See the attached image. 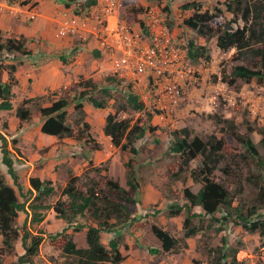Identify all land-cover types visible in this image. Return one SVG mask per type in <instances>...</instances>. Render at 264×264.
Returning <instances> with one entry per match:
<instances>
[{
  "label": "rangeland",
  "instance_id": "obj_1",
  "mask_svg": "<svg viewBox=\"0 0 264 264\" xmlns=\"http://www.w3.org/2000/svg\"><path fill=\"white\" fill-rule=\"evenodd\" d=\"M195 1L202 3V9H211L214 6H218L222 10L225 19L233 17V13L227 11L225 8V2H230V0ZM34 2L32 0H0V43L12 35L18 36L16 23L18 22L17 19L20 20V15L19 11H17L18 8H13L12 6L23 5L25 3L34 4ZM31 7L32 5L30 4L28 10ZM127 8L129 7L124 8L123 5L120 7V14L122 16H125L128 12L129 9ZM191 12L192 10L178 11V20L182 19L183 23L184 18L189 16ZM30 14L26 11L22 13L24 17H27L28 22L33 23L34 20L32 19L34 17L29 18ZM170 20L175 22L173 16L167 17L166 15L167 26L171 24ZM238 23L240 26L243 25V22L239 18ZM170 29H173V27L168 26V30ZM182 33L185 32L182 31ZM188 34L192 36L189 38H192L196 44L206 46L208 59L192 61L184 56L181 69L185 71V75L184 79L180 81L183 91L182 99L176 109L174 108L170 113L162 111L156 112L147 107L140 111L131 108H127L126 110L119 109V106L125 103L126 94L129 90L140 95L142 87L124 78H118L119 81L117 83L107 81L106 77L112 75L110 73V64L108 66V57L102 55L99 59H93L91 50L85 49V44L88 41L85 40L83 42L84 44L81 42L86 36L80 37L78 29L72 33L67 32L66 35H62V43L58 44V46L62 44L61 47L48 50L52 56L55 55L52 53L54 50L57 52L56 56L63 55L65 57L66 61L63 64L70 66V71L73 74H77L76 81L80 75L84 79L88 77L93 78L94 75L93 82H95L94 88L96 90L103 88L110 89L108 94L98 91H94L92 94L96 98L105 97L107 100L106 109L112 112L117 110L118 118H128L132 124L137 123L140 126L146 125L151 120L154 129H146L144 135L133 142L136 148H138L135 155L131 154L128 150H121L118 147L115 148L105 142L104 139H101L99 130L97 129L99 128L98 124L93 120L94 113H90L92 125H90L89 134L91 138L87 143L76 140V144H79L83 149L82 153L98 150L99 155L97 157L94 156V162H90V165L84 167L83 170L80 168L75 169L70 163H59L57 160H55L54 164L50 163L45 167L43 165L45 159H42L37 155L38 153L34 152L35 149L38 151V148H34L38 147L37 140L43 141L44 138L38 136L36 141H32L29 144L23 140L25 137H22V131L18 132L21 123L12 125L10 129L7 119L11 117V113L0 112V131L7 133L8 138L9 134L10 136L12 135L9 129L11 132H18V136L22 140L24 147L22 151L24 154L17 149V141L13 143L12 139L9 138L10 141L8 143L13 152L16 153V156L20 157L21 161H18L26 163L25 161L31 158L34 167L28 165L26 166L28 170L32 169L33 173L39 177H42V174H44L43 180H49L51 186L54 188L51 196H41L36 201H32L34 204H48L50 207L48 209H37V212L45 215L43 217L44 220H41L42 223L40 221L29 224L30 229L33 230V234L39 233V229L42 230L41 234L44 236V239L39 245L38 253L32 262L28 264H77V257L73 254L63 252L62 246L68 239H71L74 241L76 247H86L85 228L75 230L74 227L76 225L67 223L65 220L63 226L58 227V220L55 221L57 216L54 215L55 212L52 209V205L58 199L67 202L66 196L61 195V190L68 176L71 174L79 176L77 181L79 187H85L90 178L98 181L99 185L102 186L104 178L100 176H103V173L105 174V171H107V166L111 165L109 171L110 175L113 176L112 178L117 179L120 184H125V171L122 164L128 159L132 161L134 167L137 163L135 172L140 191L138 190L136 192V204L130 206V217L128 220L123 224H116V229H118L117 234L100 231V241L101 243L104 242L107 248H109L108 241L111 238L117 240L119 251L124 256L123 260L118 264H131L133 260L137 261L136 264H210L209 249L220 245L222 238L226 240V249L228 254H230L229 259L232 251L238 249L235 257L238 262L240 261V264H264V233L260 234L259 229L250 231L241 225H233L231 223L220 226V222L213 217L211 219L209 216H203L204 213H201L203 210L200 206L190 205V202L185 200L183 196L185 189L196 193L201 186L190 175L191 170H195L196 173L199 172L198 168H200L201 156H196L189 163L187 169H184L185 171H179L183 157L180 158L178 153L170 149V143L173 138L170 132L173 130H180L179 135L181 136L183 135L181 130L185 129L189 132L190 139L198 136L205 142L212 135L221 139L223 158L217 168L212 171L210 177L222 183L229 191L230 196L233 197L231 201L233 206H243L245 204L247 206H255L257 210L263 212L264 198L260 199L259 191H261L260 187L264 185V146L260 143L261 135L256 130L257 128H264V85L256 82L247 83L242 80H236L233 84L229 85L221 81L220 78V70L229 72L231 66L235 64L241 63L257 68L258 66L253 63L252 57L248 54L235 58V48L227 51L219 50L214 38L206 40L193 31ZM182 35H184L185 40L181 37L180 32L174 34L173 40L175 45L178 44L179 48L186 51L187 34ZM40 39L39 36L35 37V35L32 39H26L27 48L34 50V47H38V45L47 47L51 43L48 42V45L40 44ZM33 42L35 44L37 43V45L34 46ZM51 45L55 46L53 43ZM41 52L46 53L47 50H41ZM44 53L40 55L37 53L33 57L34 65H40L43 61H48L43 57ZM44 55L46 57L50 56L48 53ZM19 57L25 58V55L0 50V62L4 66H10V64L17 65L19 62L17 59ZM97 60L99 61L97 62ZM75 82L67 85L64 91H62L63 88L61 87L55 91L47 92L45 101L57 98L62 94H66L69 98L74 96L78 92L77 86H74ZM128 85H130V89L127 88ZM18 89L19 92L16 91V95L12 98L13 105L15 106L20 103L21 100L19 101V99L23 93L25 95L28 94L27 88L23 85H20ZM47 103L48 101L45 104ZM89 106L91 105L89 104ZM67 112L70 115H74L71 106L68 107ZM33 115L40 116L37 111ZM29 127L26 131H31L37 125L29 124ZM45 135L48 134H44L43 136ZM233 135L239 136V140L249 135L255 143L257 154L252 155L251 152L249 153L243 145V142L238 141ZM15 137L14 135L12 138ZM96 143H98V148L93 149ZM63 145L64 142L56 138L54 143L47 144L45 142L39 146V149H42L41 154L45 156L49 147L59 146L62 148ZM41 154L40 156H43ZM57 154H60V151ZM53 157L56 158L55 155ZM4 166L0 160V170L3 169V173L0 171V174L5 177L7 182L11 183L12 180L7 174L6 166L5 169ZM94 168H97L98 172ZM68 169L69 171L67 173ZM46 176L49 178L53 177L49 179ZM29 178L24 175L21 176L20 180L22 190L19 193V200L24 203L27 210L24 209V212L18 214L16 218L17 227L23 224L22 216L24 213H26L29 219L32 214L29 203L36 195V192L33 194L28 192ZM150 186L155 193L157 191V194H159L152 203L144 201L145 197L143 195V192L149 189ZM13 187L16 188L14 184ZM153 195L155 194H151V196ZM27 198L30 200L28 203L26 201ZM177 206H182L181 211L171 216L169 212ZM186 207H189L190 212L199 214V216L192 217L189 223L190 228H197L198 231L188 237L184 236L182 227ZM216 215H220V213L218 212ZM47 216L48 218L46 219ZM73 221L82 223L83 225L91 224L94 226L95 224L96 227L98 225L97 221L92 219L88 214L80 216L79 220ZM110 222L113 221L110 220ZM153 225L167 231L170 236L177 239V244L173 249L170 251L162 250L161 242L152 232ZM48 228L51 230L50 233L47 232ZM68 229L70 231H67ZM55 234L57 236L51 239L50 235ZM131 244L132 247H135L137 244L139 249L135 252L131 251ZM149 248L158 249V251L156 253H148ZM23 253L24 250L19 253L13 250L9 254H4L0 256V264H27L20 263L17 260V257ZM106 264L113 263L108 262Z\"/></svg>",
  "mask_w": 264,
  "mask_h": 264
},
{
  "label": "trees",
  "instance_id": "obj_2",
  "mask_svg": "<svg viewBox=\"0 0 264 264\" xmlns=\"http://www.w3.org/2000/svg\"><path fill=\"white\" fill-rule=\"evenodd\" d=\"M66 1L73 2L76 0ZM95 2L96 0H78L77 3H82L85 6L74 8V13L81 15V17L89 15L88 8L93 6ZM122 5L124 8L129 7L126 13L128 15L126 17L127 20H134L131 15L136 19V16L132 13H138L142 10L141 7L126 1ZM225 7L233 13L232 18L225 19L222 10L218 6H214L211 9H202V3L195 0L180 6L182 10H192L191 14L183 20L184 25L191 31L196 32L206 40L214 38L217 48L221 51L235 48V58L245 54L250 55L253 63L258 66L257 68L239 63L231 66L229 72L220 70L221 81L229 85L236 80H242L247 83L256 82L264 85V0H230V2H225ZM163 9L167 12L169 11L167 6ZM238 18L243 22L242 26L239 25ZM0 50L23 55L31 53V50L27 48L26 38L23 35H12L6 38L4 42L0 43ZM96 56H99V52H96ZM186 56L192 61L208 59L206 46L198 45L192 38H188L186 40ZM58 58L62 62L66 61L63 55L58 56ZM15 69V64L4 66L0 62V72L6 71L8 74L7 81H0V110L13 108L11 100L13 97L12 86L16 84L13 74ZM119 79L111 75L106 77V80L111 83H117ZM74 84L75 87L77 86L78 92L70 98L66 94H62L57 98L46 100L48 101L47 104H45L46 94L22 99L15 108V116L20 121H28L32 118L34 112L37 111L42 119L40 126L42 133L54 135L58 138L73 137L77 141L87 143L91 138L89 134L90 124L86 120L82 101L87 99L95 108H106V98H96L92 92L98 91L108 94L110 89L96 90L94 82L90 78L84 79L82 76H79V79ZM79 87L81 88L79 89ZM127 88L130 89V85ZM64 90L66 88L62 89V91ZM69 105H72L74 115H70L67 112L66 109ZM127 108L136 111L144 108L141 97L131 90L126 94L125 103L119 106V109L126 110ZM146 129H154L151 120L143 126L137 123L132 124L128 118H118L117 110L109 112L105 116L103 125V133L110 138L111 144L121 150H128L133 155L137 153L138 149L133 142L141 138ZM256 131L261 135L260 143L264 146V128H257ZM179 133L180 130L170 132L171 137H173L170 143L171 151L178 153L180 158L183 157L179 171L187 169L189 163L196 156H201L199 172L190 171L193 180L199 182L201 186L196 193L185 189L183 191L185 200L190 202V205L200 206L203 210L201 213H204L203 216H209L211 219L213 217L220 222V226L231 223L233 225H241L250 231L259 229L260 234L264 233V208L262 209L263 212H261L255 206H247L245 204L243 206H233L231 204L233 197L230 196L229 191L222 183L210 177L212 171L217 168L223 158L222 140L214 135L210 136L207 142L198 136L190 139L189 132L185 129L181 130L183 135L180 136ZM234 137L238 141L243 142L249 153L251 152L252 155L257 154L255 143L249 135L242 139L240 138L241 140H239V136L235 135ZM0 142L1 161L6 166L7 174L12 180L11 183L7 182L5 177L0 174V256L11 253L14 249V243L20 238L24 253L18 256L17 260L20 263L28 264L32 262L38 253L39 245L44 236L41 234L42 230L40 229L38 230L39 233H31L27 229L26 222H40L43 219V214L37 212V209H48L50 207L48 204H34L32 201H36L41 196H51L54 188L49 180H40L38 177H30L28 179V192L32 194L36 192V195L29 203L32 214L29 220L25 216L24 219H26L23 224L17 227L16 218L20 212H24V209H26L24 203L19 200V193L22 190L20 185L21 176L17 174L14 168L12 152L9 148L6 133L0 132ZM12 142L14 143L15 139H12ZM97 144H95L93 149L98 148ZM123 165L125 167L126 187H122L117 180L106 174L100 176L104 178L102 186L99 185L98 181L90 178L85 187H79L77 185L79 176L71 174L61 190V195L66 196L67 202L58 199L52 205L55 215L67 223H72L74 219L79 220L78 217L86 214L97 221V227L91 224L83 225L79 222L75 224V230L85 228L86 247H76L71 239H68L62 246L63 252L77 257V264H106L108 262L118 264L124 258L119 251L118 242L115 238H111L108 241L109 248L105 247L100 241V231L118 233L116 224H123L128 220L130 217V206L136 204L135 199L136 192L139 190V182L137 181L135 167L130 159L125 161ZM94 170L98 172L97 168H94ZM13 184L16 188L13 187ZM260 190L259 197L263 199L264 185L260 187ZM26 201L28 203L30 201L29 198ZM181 209L182 206H177L169 214L174 216ZM218 212L220 215H216ZM194 216H199V214L190 212L189 207H186L182 225L185 237L198 231L197 228L189 227L190 220ZM110 220L113 222H110ZM152 232L161 242V247L164 251H170L177 244L176 238L155 225L152 226ZM56 236L57 234L50 235L51 239ZM226 245V240L222 238L220 245L209 249L211 253H209L210 264H240V261L238 262L235 257L238 249L231 250L232 254L229 259L230 254H228ZM157 251L158 249L149 248L150 253H156Z\"/></svg>",
  "mask_w": 264,
  "mask_h": 264
},
{
  "label": "crops",
  "instance_id": "obj_3",
  "mask_svg": "<svg viewBox=\"0 0 264 264\" xmlns=\"http://www.w3.org/2000/svg\"><path fill=\"white\" fill-rule=\"evenodd\" d=\"M32 1L33 2L35 1L34 4L25 3L23 5H13L12 6L13 8H18L17 11H19L20 20H21L20 21L19 19H17V21H18L16 23V26H17L16 29H18L17 34L23 35L26 39H32L34 37V35H35V37L39 36V38H41L39 41L40 44H47L48 45V42H51L55 46L51 45V43H50V45L47 47H41V45L40 46L38 45V47H37L36 46L37 43L35 44L33 42L34 46H36V47H34V50H31V53L29 55L25 54V58L19 57V59H17L19 62L16 65V69L13 73L14 77L16 79V84L12 86V91H13V97L12 98H14L16 93L19 92L18 87L20 85H23L28 90V94H27L28 96L25 95V93H23L20 96L19 101L24 99V98H27V97L41 96L44 94L47 95V92L55 91L61 87L65 88L67 85H71L73 82L76 81L75 78H76L77 74H73L70 71V66L64 65L63 62L61 60H59L58 56H56L57 52H55L54 50L52 51V53L55 54L54 55L55 57H54V56L50 55V53L48 51L51 48L57 49V47H61L62 44L60 46H58V44L62 43L61 38H63V36L62 35L57 36L56 32H58L57 30H59L63 25L73 27V29H71V31H68V33H72L76 29H78L80 37L86 36L81 41L82 43L85 42V40L88 41L85 44V49L91 50V52L93 54V59H99L100 56L106 55L108 57V66L110 64L109 56L105 52L106 49L103 48L102 46H100L98 39H97V37L99 38V35H97V33L101 29V26L99 24L100 21L106 20L109 27H112L111 24H113L114 21H125L127 23L129 22L130 24H132L135 28L144 29L145 28L144 23L146 26L147 19H148V17L146 16V11L148 9H152L153 11H156L159 13V11L163 10L165 12V15L162 16L163 17L162 23L167 28H168V26L173 27V29L169 30V32L173 36L175 33L180 32L181 37H183V39H184V35H182V34H187V37H186L187 39L189 37H192L191 35L189 36V34H188L189 32H191V29H189L188 27H186L184 25V23H182V19L178 20L179 19L178 11H184L180 8V6L184 3L191 2L193 0H160V1H158V0H116V1H119L121 3L120 7L122 6V3L126 1L128 3H131L135 6H137V7L142 8V10L139 11L138 13H136V12L132 13L136 16V19H135V17L133 15H131L134 18V20H127L126 17L128 15L122 16L120 14V7H119L118 11L116 12V14L109 15V14L104 13L103 12V5H104L103 0H96L95 4H93V6H90L88 8L89 15H86L83 17H81V15H77L76 13H74V11H75L74 8H80V7L85 6L82 3H80V4L77 3L78 0L73 1V2L72 1L67 2L66 0H32ZM30 4L32 5V7L28 10V7ZM166 6L169 9L168 12L165 9H163ZM23 11L34 14V18L32 19V20H34L33 23L28 22L27 17H24L22 15ZM185 11H187V10H185ZM224 13L226 14V12H224ZM19 15H17V16H19ZM166 15H167V17L173 16V18L175 19V22H172L170 20L171 24H169L167 26L166 25ZM86 17H88V20L85 21V24L83 25L81 23L82 18H86ZM159 17H161V16H159ZM98 28H100V29L96 30ZM54 31H56L55 35H54ZM182 31H184L185 33H182ZM66 34H67V32L64 33L63 35H66ZM57 41H58V43H57ZM62 49H65V48H62ZM41 50H47V52L44 53V52H41ZM96 52H99V56H96ZM37 53H38V55H40L41 53H44V54L48 53L50 55L48 57H46L43 54V57L45 59H47L48 61H43L40 65H34L33 64V57L36 56ZM184 53H185L184 56L187 57L185 50H184ZM94 56L97 58H95ZM45 59H43V60H45ZM98 61L99 60H97V62ZM110 70H111V66H110ZM37 71H39V72L37 73ZM110 73L112 74V72H110ZM111 76L117 77L114 74H112ZM88 78H90L92 81H94L95 76L93 75V78H91V77H88ZM117 78L122 79L121 77H117ZM7 79H8V74L6 73V71H1L0 72V81H7ZM140 97L142 98V96H140ZM144 102L145 101L143 99V104H144V108H145L146 103H144ZM82 103L84 105L85 117H86V120L88 119L87 120L88 123L90 125H92L91 124L92 123L91 117L89 114L94 113V119L93 120L95 122H97V124H98L99 128H97V129L99 130V134H100L101 139H104L105 142H107L108 144H111L110 138L108 136L104 135V133H103V125L105 122V116L109 112H112V111L111 110L108 111L106 108H95L88 102L87 99H84L82 101ZM89 104L91 106H89ZM12 105H13V102H12ZM16 106L13 105L12 109L0 110V112L11 113V117H9V119H7L9 121V128L10 129H11L12 125H16L17 123H21V126H19V129H18V132L22 131V133H23L22 137L23 138L25 137L23 140L27 141L29 144H31L32 141H36V138H38V136H40V138H44L43 141H41L39 139L37 140L38 147H34V148H38V151L35 149L34 152L38 153L37 155L39 157H41L42 159H45L44 163H43V165L45 167H47L46 165H49L50 163L54 164L55 160H57V162H59V163H70L71 165H73L75 167V169L80 168L83 170V168L86 167L90 162H92V161L94 162V156L97 157L99 155L98 150H95V151L92 150L90 152L88 151V152L82 153L83 149L80 147L79 144L78 145L76 144L77 141L73 137L58 138L57 136H54V135L43 136L44 133L41 134L42 132L40 131V126H41L40 122H42L41 117L33 115L32 118L28 121H20L15 116ZM70 106L72 107V105H69V107ZM67 111H68V107H67ZM72 111H73V108H72ZM29 124H36L37 127L31 129V131H26L28 128H30ZM10 129H9V132L12 135L10 136V134H9V138L15 139V141H17L16 142L17 143V146H16L17 149H19L24 154V152L22 151V150H24L23 143H22V140H20V138L18 136V132L17 133L11 132ZM2 133H4V132H2ZM14 135L16 137L12 138V137H14ZM9 138H8V134H7L8 142L10 141ZM45 138H46V140H45ZM56 138L61 139L64 142V145L62 146V148L59 146H54V147L52 146V147H49L48 151H46L45 156L43 154H41L42 149H39L40 148L39 146L43 145V143H45V142L47 144L54 143L56 141ZM0 145H1V142H0ZM9 148H10L11 152H13V150L10 146H9ZM115 148H117V147H115ZM61 150H63V151L61 152ZM58 151H60V154H57ZM39 153L43 156H40ZM56 154H57V156H56ZM54 155L56 158L53 157ZM15 156H16V153L13 152V155H12V157L14 159L13 165H14V168H15L18 175H20V176L26 175L27 177H38L40 180L44 179V177H43L44 174H42L43 178L39 177L33 173L32 169L28 170V167H26L28 165L34 167L33 160L31 158H28V160L25 159L26 163H22V162L18 161V160L21 161L20 157L19 156L15 157ZM0 160H1V151H0ZM110 166H107V171H105V174H107L109 177L112 178L113 176L110 175V171H109ZM136 168H137V163H136L135 169ZM4 169H5V166H4ZM0 171H2V173H3V169ZM68 171H69V169L67 170V173H68ZM124 171H125V167H124ZM105 174L103 173V175H105ZM66 177H67V175H66ZM47 178H49V177H47ZM51 178H49V179H51ZM115 180H117V179H115ZM125 180H126V177H125ZM125 180H124V182H125ZM120 185L122 187H126L124 183H121ZM139 191H140V189H139ZM157 193L158 192L156 191V193H155L153 188L150 186L149 189H147L146 191L143 192V195L145 197L144 201H147L148 203H150V202L152 203L153 201H155L156 197L159 195ZM151 194H155V195L151 196ZM26 210H27V208H26ZM25 216H26V214L24 213V215L22 216V218H23L22 221H24L26 218H28L26 216V218L24 219ZM48 216L46 217V219L48 218ZM43 217H45V215H43ZM28 220H29V218H28ZM43 220H44V218H43ZM74 220H76V219H74ZM42 221L40 223H42ZM55 221L58 222L57 223L58 227L63 226V223H65L64 220H62L61 218H58V217L55 218ZM72 223L75 225L76 221L75 222L72 221ZM29 224H30V222H27V229L33 233V230L30 229ZM94 226H95V224H94ZM67 231H70V230L68 229ZM47 232L48 233L51 232L50 228H48ZM73 233H75V231H73ZM0 240H1V238H0ZM102 244L105 246L104 242H102ZM189 247H190V244H189ZM131 249H132L131 251L135 252V251H137V249H139V246L136 244L135 247H132V244H131ZM13 250H14V252H18V253L23 250L20 238H18V240L14 243V249ZM148 253H149V251H148ZM136 263H137L136 260H133L131 262V264H136Z\"/></svg>",
  "mask_w": 264,
  "mask_h": 264
},
{
  "label": "built area",
  "instance_id": "obj_4",
  "mask_svg": "<svg viewBox=\"0 0 264 264\" xmlns=\"http://www.w3.org/2000/svg\"><path fill=\"white\" fill-rule=\"evenodd\" d=\"M103 12L116 14L120 2L103 0ZM165 12L148 9L144 29L135 28L125 21H114L112 27L106 20L100 21L98 42L106 49L112 74L133 81L142 87V100L146 107L156 112L170 113L182 99V86L185 71L181 69L184 50L174 44V36L165 27ZM161 16V17H159ZM30 14L29 18H33ZM88 17L82 18V24ZM82 25V26H83ZM73 27L62 26L57 36L71 31ZM95 30V31H96Z\"/></svg>",
  "mask_w": 264,
  "mask_h": 264
}]
</instances>
